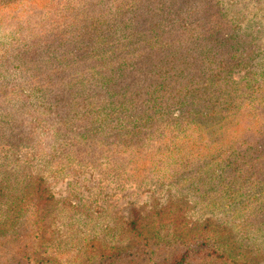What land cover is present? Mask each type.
I'll return each mask as SVG.
<instances>
[{
    "label": "rangeland",
    "instance_id": "rangeland-1",
    "mask_svg": "<svg viewBox=\"0 0 264 264\" xmlns=\"http://www.w3.org/2000/svg\"><path fill=\"white\" fill-rule=\"evenodd\" d=\"M262 152L264 0H0V264H264Z\"/></svg>",
    "mask_w": 264,
    "mask_h": 264
},
{
    "label": "trees",
    "instance_id": "trees-1",
    "mask_svg": "<svg viewBox=\"0 0 264 264\" xmlns=\"http://www.w3.org/2000/svg\"><path fill=\"white\" fill-rule=\"evenodd\" d=\"M132 10V11H129ZM129 10H125V12H133V14H137V13H141V8L140 6H133L130 7ZM140 16V14H139ZM157 26V24L153 25L151 30L154 31L155 33L158 32V30H155V27ZM140 32H144V31H140ZM139 34V31H138ZM140 35V34H139ZM178 40H176L177 42ZM148 47L153 48V46H146L144 54L146 57L148 56L150 58V60L152 61V57H154L155 55V50H148ZM178 50L177 48L174 49V51ZM168 54V53H167ZM184 54V52H180L179 53V57H181ZM179 73H182V71H179ZM192 78V77H190ZM153 82V81H152ZM257 160V168H261L264 171V153L262 152L261 155H259V157L256 159ZM44 192H46V189L44 187H41L39 183L36 184L35 189L31 190L29 192V194H34L36 197H41ZM31 195V196H32ZM51 195V194H50ZM23 199H20L17 202V205H15L14 208H16V217H21L23 215H25L27 212H29V210H31L32 207H34L35 205L37 206L38 203L28 199L26 201H23ZM21 202V203H20ZM7 208V207H6ZM264 218V217H263ZM133 229L135 231V233L138 236V240L136 241L137 244V260L139 259L140 253L144 254V253H149V254H153L155 253V250L158 249V245H156V243L153 241L154 238L156 237V233L152 234V235H146L145 233H148L147 231H145L144 227H141L139 224H137L135 221L131 222ZM197 237L193 238V239H188L186 240V242L184 243V248L185 250L181 253V257H176L174 259V261L170 264H187V255L185 256V254H189L190 251V244L194 243L195 241H197V244L199 246V249H201V247L205 244H207L206 247L211 246L210 243V237L208 234H206L203 229L199 230L197 233ZM213 242V241H212ZM29 243H34V241H32L30 238H28L27 240H25V243H23V245L18 249V257H24L26 256L27 258L29 257L30 251L29 249H27V246ZM165 243L168 244L169 242L165 240ZM192 246V245H191ZM215 245L213 244L211 247H214ZM207 256V255H205ZM180 261V262H179ZM179 262V263H177ZM16 264H21L20 261H17Z\"/></svg>",
    "mask_w": 264,
    "mask_h": 264
}]
</instances>
